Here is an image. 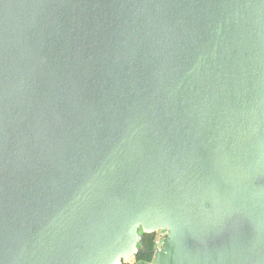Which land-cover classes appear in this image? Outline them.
Listing matches in <instances>:
<instances>
[{
  "label": "water",
  "instance_id": "1",
  "mask_svg": "<svg viewBox=\"0 0 264 264\" xmlns=\"http://www.w3.org/2000/svg\"><path fill=\"white\" fill-rule=\"evenodd\" d=\"M160 229L154 264H264V0H0V264Z\"/></svg>",
  "mask_w": 264,
  "mask_h": 264
},
{
  "label": "trees",
  "instance_id": "2",
  "mask_svg": "<svg viewBox=\"0 0 264 264\" xmlns=\"http://www.w3.org/2000/svg\"><path fill=\"white\" fill-rule=\"evenodd\" d=\"M142 232V231H141ZM157 233H143L139 243V252L133 259L125 258L123 264H137L138 262H152L157 248Z\"/></svg>",
  "mask_w": 264,
  "mask_h": 264
},
{
  "label": "rangeland",
  "instance_id": "3",
  "mask_svg": "<svg viewBox=\"0 0 264 264\" xmlns=\"http://www.w3.org/2000/svg\"><path fill=\"white\" fill-rule=\"evenodd\" d=\"M156 233L158 234V236H161L163 234V231H161V229H160ZM163 240H164V238H162L161 243L163 242ZM133 258L134 257H128L127 259L134 260ZM137 264H154V263L152 261V262H138Z\"/></svg>",
  "mask_w": 264,
  "mask_h": 264
},
{
  "label": "built area",
  "instance_id": "4",
  "mask_svg": "<svg viewBox=\"0 0 264 264\" xmlns=\"http://www.w3.org/2000/svg\"><path fill=\"white\" fill-rule=\"evenodd\" d=\"M161 231H163V234H162L161 236H158V237H157V241H156V243H157V247H159V246L161 245V240H162V238L165 237V234H166V231H165V230H162V229H161Z\"/></svg>",
  "mask_w": 264,
  "mask_h": 264
}]
</instances>
